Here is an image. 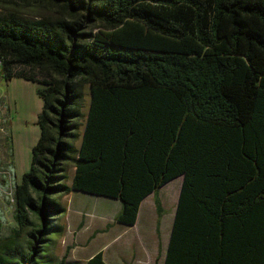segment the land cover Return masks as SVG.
<instances>
[{
	"label": "trees",
	"instance_id": "1",
	"mask_svg": "<svg viewBox=\"0 0 264 264\" xmlns=\"http://www.w3.org/2000/svg\"><path fill=\"white\" fill-rule=\"evenodd\" d=\"M0 2L56 13H0V73L38 82L43 102L0 264H26L35 242L36 264L71 190L119 200L127 226L154 193L158 233L157 193L177 176L163 264H264V0ZM32 217L25 250L13 239Z\"/></svg>",
	"mask_w": 264,
	"mask_h": 264
},
{
	"label": "rangeland",
	"instance_id": "2",
	"mask_svg": "<svg viewBox=\"0 0 264 264\" xmlns=\"http://www.w3.org/2000/svg\"><path fill=\"white\" fill-rule=\"evenodd\" d=\"M16 12L25 15L26 18L36 19L41 17H53L56 15L43 6H26L0 2V13ZM41 86L38 82L25 80L23 77H13L7 80L0 73V186L7 185L6 171L10 167L15 176V182L20 181L24 172L30 168L32 148L40 137V128L36 123L42 110V100L37 93ZM86 107L83 108L85 111ZM73 144L79 146V139ZM74 167L69 165L67 183H71ZM181 176L172 179L157 193L163 205V214L160 226H157V213L154 199L151 196L145 201L142 208V218L136 226H127L114 220L121 202L117 199L107 198L102 195H93L87 192L70 191L67 196L54 197L66 209L61 217L57 218V224L68 226L66 240L57 239L43 244V251L35 257L36 264H45L43 256L53 254L55 264L67 254L68 260H76L78 264H85L89 256L96 253L102 246L104 256L109 264H128L125 252L131 256L138 250V245L143 241L147 246L144 254L146 260L140 262L152 264L164 260L166 245L169 240L170 228L173 222L174 209H176L177 192H179ZM12 189V188H11ZM13 203L5 198L0 191V242H6L13 237V230L17 228L14 218ZM67 213V215H66ZM33 224L29 228L19 232L15 240L19 246H28V231L31 227H37V219L32 217ZM50 238H56L54 230ZM139 242V243H138ZM51 243V244H50ZM75 250H66L77 245ZM150 247V249H148ZM151 250V251H150ZM159 251V254H158ZM88 257H87V256ZM159 255V256H158ZM141 256V255H139ZM123 259H125L123 261ZM163 259V260H162ZM139 263V264H140ZM131 264H138L132 261Z\"/></svg>",
	"mask_w": 264,
	"mask_h": 264
},
{
	"label": "crops",
	"instance_id": "3",
	"mask_svg": "<svg viewBox=\"0 0 264 264\" xmlns=\"http://www.w3.org/2000/svg\"><path fill=\"white\" fill-rule=\"evenodd\" d=\"M89 103V99L87 98L86 99V104H85V107H86V109H85V112L87 111V104ZM74 171H75V169H74ZM177 177H179V176H177ZM176 177V178H177ZM175 178V177H174ZM174 178H172V179H174ZM172 179L171 180H169L166 184H164V186H162L161 188H163V187H166L171 181H172ZM181 183H182V177H181ZM161 188L159 189V190H161ZM180 189H181V184H180ZM180 189H179V192H180ZM159 192V191H158ZM179 192H177V196H176V198H177V200H178V194H179ZM68 194H65V196H67ZM153 197V199H154V193H149L143 200H142V202H141V204H140V208H138V214H137V220H136V223L134 224V225H132V226H136V225H138L139 223H140V220H141V218H142V215H143V212H142V208H143V205L145 204V201L147 200V199H149L150 197ZM177 202V201H176ZM162 203V202H161ZM155 204V203H154ZM176 205H177V203H176ZM121 207V206H120ZM119 210V209H118ZM174 212H175V209H174ZM66 215H67V213H66ZM174 216V215H173ZM161 219V218H160ZM68 229H69V227L68 226H66L65 228H64V231L61 233V234H57V237L54 239V238H50V242L52 241V240H57V239H61L60 240V242L61 241H63L64 240V242H65V240H66V232H68ZM139 243V242H138ZM51 244V243H50ZM77 247H79L78 246V244L77 245H74V247H72V248H70V246H66L65 248H66V250H69V249H72V250H75ZM146 248H147V246L145 245V243H144V241L141 243V244H139L138 245V250L137 251H135V252H132L131 253V256L129 257L128 256V254H127V252H125V255H126V257H128V259L130 260L129 262H128V260H125V259H123V261L125 260V262H127L128 264H131V262L132 261H137L138 262V264L140 263V262H142V261H144V260H146L145 259V257H142V256H145V255H142V254H144V252H145V250H146ZM148 249H150V247L148 248ZM98 251H102V253H103V260H104V262L106 263V264H109V263H107V261H106V256H104V249H103V246L98 250ZM97 251V252H98ZM151 251V250H150ZM96 252V253H97ZM95 254V253H94ZM93 254V255H94ZM158 254H159V251H158ZM93 255H91V256H89V258H91ZM139 255H141V256H139ZM87 256V255H86ZM159 256V255H158ZM68 257V256H67ZM67 257H66V261H70V260H68L67 259ZM88 257V256H87ZM89 258H87L86 259V261L89 259ZM165 258V257H164ZM163 260V259H162ZM86 261H85V264H86ZM70 262H75L76 264H78L77 263V261L76 260H71ZM160 264H161V261L159 262ZM115 264H117V263H115ZM141 264V263H140ZM147 264H152V260H149L148 261V263ZM153 264H157V263H155V261H154V263ZM162 264H163V261H162Z\"/></svg>",
	"mask_w": 264,
	"mask_h": 264
},
{
	"label": "built area",
	"instance_id": "4",
	"mask_svg": "<svg viewBox=\"0 0 264 264\" xmlns=\"http://www.w3.org/2000/svg\"><path fill=\"white\" fill-rule=\"evenodd\" d=\"M12 170H13V168L10 167L9 170L6 171L8 182H7V185H5V186L1 185L0 186V191L4 193L5 198H7L11 203L14 204V199H13L12 193H13V188H14L16 182H15V178H14L15 176L13 175Z\"/></svg>",
	"mask_w": 264,
	"mask_h": 264
},
{
	"label": "water",
	"instance_id": "5",
	"mask_svg": "<svg viewBox=\"0 0 264 264\" xmlns=\"http://www.w3.org/2000/svg\"><path fill=\"white\" fill-rule=\"evenodd\" d=\"M36 246H37V243L35 242V245H34V247L32 248V255L30 256V258H29V260H28V262L26 263V264H29L30 263V260H32L33 259V257L36 255Z\"/></svg>",
	"mask_w": 264,
	"mask_h": 264
}]
</instances>
